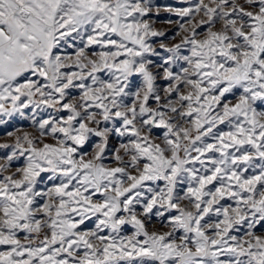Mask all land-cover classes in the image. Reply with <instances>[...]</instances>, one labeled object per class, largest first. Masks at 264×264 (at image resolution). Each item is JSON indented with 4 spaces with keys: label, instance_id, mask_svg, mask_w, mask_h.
<instances>
[{
    "label": "snow or ice",
    "instance_id": "snow-or-ice-1",
    "mask_svg": "<svg viewBox=\"0 0 264 264\" xmlns=\"http://www.w3.org/2000/svg\"><path fill=\"white\" fill-rule=\"evenodd\" d=\"M0 264H264V0H0Z\"/></svg>",
    "mask_w": 264,
    "mask_h": 264
},
{
    "label": "rangeland",
    "instance_id": "rangeland-1",
    "mask_svg": "<svg viewBox=\"0 0 264 264\" xmlns=\"http://www.w3.org/2000/svg\"><path fill=\"white\" fill-rule=\"evenodd\" d=\"M160 2L166 3V2H171V0H160ZM158 27H161V28H169L170 26H167V25H158Z\"/></svg>",
    "mask_w": 264,
    "mask_h": 264
}]
</instances>
